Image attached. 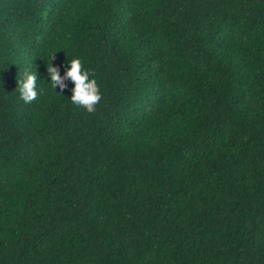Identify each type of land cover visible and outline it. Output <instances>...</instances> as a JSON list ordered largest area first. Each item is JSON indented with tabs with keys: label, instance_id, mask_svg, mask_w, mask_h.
Wrapping results in <instances>:
<instances>
[{
	"label": "trees",
	"instance_id": "obj_1",
	"mask_svg": "<svg viewBox=\"0 0 264 264\" xmlns=\"http://www.w3.org/2000/svg\"><path fill=\"white\" fill-rule=\"evenodd\" d=\"M0 264H264V0H0Z\"/></svg>",
	"mask_w": 264,
	"mask_h": 264
},
{
	"label": "clouds",
	"instance_id": "obj_2",
	"mask_svg": "<svg viewBox=\"0 0 264 264\" xmlns=\"http://www.w3.org/2000/svg\"><path fill=\"white\" fill-rule=\"evenodd\" d=\"M47 73L53 89L58 87L63 92L67 88L66 81L70 80L74 84L71 103L86 109L89 113L95 111V106L102 97L97 81L90 79L93 73L82 67V61L79 58H74L69 62L63 76L60 75L59 68L53 67L52 64L48 65ZM37 80L36 72L29 70H25L22 73V78L17 80L20 99L23 102L30 104L37 99Z\"/></svg>",
	"mask_w": 264,
	"mask_h": 264
}]
</instances>
